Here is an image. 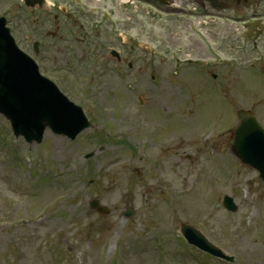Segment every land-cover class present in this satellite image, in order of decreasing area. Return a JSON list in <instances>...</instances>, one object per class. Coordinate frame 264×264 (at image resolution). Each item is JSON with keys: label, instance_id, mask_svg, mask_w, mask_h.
I'll return each instance as SVG.
<instances>
[{"label": "rangeland", "instance_id": "374dc122", "mask_svg": "<svg viewBox=\"0 0 264 264\" xmlns=\"http://www.w3.org/2000/svg\"><path fill=\"white\" fill-rule=\"evenodd\" d=\"M118 4L119 0H109V11L113 15H117L115 13H121V16H124V8L119 7ZM127 15L131 14L128 13ZM145 20L149 21L146 14ZM149 23L150 27H146L143 30L144 38L141 39L144 42H151L163 48H175L179 46L183 51L186 50V36L188 33L184 26L177 25L172 21L163 27L151 23L150 21ZM129 29L134 31L135 35H139L137 28L130 27ZM210 30L213 38H216L218 31L221 29H219L218 25H215ZM113 39L115 40L116 37H113ZM145 58L147 59L148 55H146ZM135 59L138 60L140 57L135 55ZM140 64L143 65L142 63ZM262 67L264 68V64ZM260 68V66L257 67L258 70ZM145 69L148 72L152 69V66L147 65ZM180 71L181 69L176 71L177 76L180 74ZM249 71H253L252 66H248L246 70H243L244 75ZM250 75L254 81L252 83H246L243 80L241 82L242 87L249 89L251 92L255 93L256 96L264 98L263 77L259 74L255 75L250 73ZM187 77L188 73H185L179 82H174V84L167 86L161 84L158 88H152L146 80L145 83L148 84L147 87L153 90V96L155 98H151L148 95L150 94V90L147 91L146 86H144L142 90L151 101L150 105H152L153 102L174 105V103L167 98L169 94L177 95L180 92L181 96H184L187 90L191 94L197 93L201 107L196 108L197 114L196 119L193 121V125L198 128L203 116L206 119L217 121L219 116L224 114V103L223 100L220 99L219 91L216 90L219 86L215 85L209 79L197 75L192 80L193 83L196 84L195 87H189L185 82ZM233 92L234 90L230 89V93ZM127 95L130 99V103L128 104H131L132 93L127 92ZM240 100L242 102L239 100L237 101L240 107L249 106V102L244 101V98H240ZM178 101L187 102L182 97L178 99ZM179 111H186V106L179 104ZM184 118L185 112H181L179 120L180 124L183 126ZM148 119V116H145V122L147 124H149ZM225 123L226 121L223 124ZM157 128L155 132L160 133L162 139L154 133L156 137L159 138L161 142L166 141L173 145V149L170 151L164 153L157 152L158 157L166 160L167 168L165 171H171L169 173L167 172L168 176H172L173 172H177L181 176V181L177 182V189L181 194V199H179L178 202H181V200L184 201L190 210L189 212L193 214L194 219L184 218L185 216L179 213L175 207L172 209L170 207L166 208L161 204L156 219L154 220L155 223L150 222V215H145L140 216L137 220L125 226V222L122 220L121 216L117 214L122 208L127 206L128 200H133L132 205L137 206L140 203V192L138 193L134 185V180L137 177L135 172H137V167L141 165V162L138 159L137 147L135 149L133 148L134 144L139 147V143L131 139L126 142V148L122 145L109 146L113 152V149H115V152L118 151L117 155H119L121 162L111 167L102 177L96 178L94 176L95 169L110 158L108 159L106 157L99 160L92 166V173L89 172L85 174L76 170L74 162L81 153L92 148H97L100 143L94 144L93 141L84 139L80 145L71 148L70 151L64 147V143L60 145L58 138L50 133L45 146L46 155L55 169L59 167L65 168V161L66 163H72V168L67 170L68 174L64 180L70 186V192L74 187H80L82 189L81 195L63 208L55 210L52 214L46 215L40 221L31 218L25 225L19 224L13 227L12 232H4L5 229H0V264H6L5 261L10 259L8 247L18 239L25 237L27 232L31 235L51 233L57 238V241L70 245L77 254H80L83 257L84 264H106L108 260V264H110L112 256L109 259V252L101 253L100 250L102 244L105 241H109V236L117 235L124 245L123 251L125 257H123L122 261L120 260L121 264H186L183 258H171V255H167V251H172L174 248H177L170 236L171 229L178 227V223L184 220H190L195 224H199L207 235L213 238L229 253L238 254L241 263L264 264V225L257 234L248 238L245 245H241L236 239V235L240 228L238 226L239 216L230 215L223 209L217 211L211 208L212 202L219 198L220 192H233V188L228 187V182L225 183L223 187L219 185V188L222 190L217 194L214 193L210 195L207 193V187H205V185L210 183V179H208L206 183L204 181L196 186L193 194H186L185 188L183 187H191L193 184V181L185 177L187 175L186 166L190 164V162L198 158L201 159V157L204 156L197 143V133L195 136H192L195 129L188 130L186 131L187 133L185 132L184 134L167 136L161 129L160 122H157ZM178 129V124L172 125V133L177 132ZM181 130H183L182 127ZM245 176L247 177L248 175L245 174ZM213 177L216 178L218 175ZM91 179H96V183L94 184L95 190L92 195H88L86 190L88 185L91 184ZM1 180L2 178L0 177V211H3L6 208L5 198L9 197L10 190L9 186L2 183ZM242 181L243 180L240 182ZM261 187L256 183L252 184L249 188L251 195L254 192L264 212V190L263 188L261 189ZM57 193H61V191H56L50 196L44 195L39 200L32 201L33 209L41 202L39 203L40 205L32 211V214L38 212L43 205L51 200ZM12 196H19V193L15 191ZM93 198H98L103 204L110 206L113 209V214L108 217H101L98 213L92 211L89 207V202ZM193 198H197L198 200L194 201L192 200ZM237 198L239 200V196ZM68 206L73 210L74 215L65 216V209ZM22 209L23 207L20 205L15 206V210L17 211ZM173 215L183 218L171 219ZM150 223H152L156 229L148 231L150 229L148 228L147 231H143L146 225L149 226ZM142 226L144 227L141 228ZM129 228L132 230L131 233L128 231ZM34 246V242H28L17 258L16 264H39L34 260L31 254Z\"/></svg>", "mask_w": 264, "mask_h": 264}]
</instances>
